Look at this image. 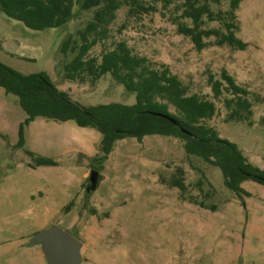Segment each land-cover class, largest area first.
Segmentation results:
<instances>
[{"label":"rangeland","instance_id":"rangeland-1","mask_svg":"<svg viewBox=\"0 0 264 264\" xmlns=\"http://www.w3.org/2000/svg\"><path fill=\"white\" fill-rule=\"evenodd\" d=\"M229 1L211 7L227 10ZM143 2L155 10L126 20L127 7H121L112 39L127 41L153 67L167 65L190 93L213 101L216 113L204 123L263 168L264 0L239 4L237 35L248 43L245 50L214 45L213 37L198 50L177 31V21L192 25L180 17L183 0L167 6L163 0ZM90 17L77 4L65 26L36 31L0 13V58L24 73L47 72L83 105L131 103L134 94L110 75L84 82L63 76L60 44ZM204 19V28L219 26ZM100 53V45L91 51ZM223 70L248 90L250 113L243 111L239 120L230 118L225 106L233 95L223 91L214 98L209 84L210 76L221 80ZM26 117L17 97L0 87V264H48L41 246L30 241L52 225L83 243L81 264H264L262 184L246 180L241 184L246 193L238 195L225 185L218 167L187 154L184 141L172 136L124 138L102 161V135L96 129L36 118L19 146L18 129ZM39 158L54 164L37 165ZM179 168L185 192L166 183ZM93 170L96 187L87 192Z\"/></svg>","mask_w":264,"mask_h":264},{"label":"trees","instance_id":"trees-1","mask_svg":"<svg viewBox=\"0 0 264 264\" xmlns=\"http://www.w3.org/2000/svg\"><path fill=\"white\" fill-rule=\"evenodd\" d=\"M163 1L164 6L172 2ZM220 2L183 0L180 17L190 19L192 25L177 21L178 33L189 37L198 50L207 47L205 39L211 37L214 45L245 50L248 43L237 35L240 30L237 10L241 0H230L227 10H213L211 5ZM77 4L82 11L91 12V17L60 44L64 78L84 82L110 75L127 92L133 93L135 99L131 103L106 102L86 106L61 90L47 72L24 73L0 58V87L17 97L27 116L19 125V146L25 144L26 126L36 118L74 121L80 127L96 129L102 135L100 150L103 155L99 159L102 161L108 158L116 142L124 138L134 137L141 141L148 135L172 136L184 141L187 154L218 167L225 185L238 195L246 193L241 186L246 180L264 186V167L254 165L236 143L222 138L214 127L204 123L216 113L213 101L190 93L188 86L167 65L153 67L146 56L134 53L127 41L112 39V27L121 7H127L128 20L155 10L153 6H146L143 0H0V13L29 29L42 31L65 26L74 18ZM205 17L217 21L219 26L204 28ZM126 26L127 21L119 32ZM109 39L112 41L107 47ZM97 45L101 46L99 56L91 54ZM209 84L214 98H219L223 91L233 95L225 100L230 118L239 120L244 116L243 111L250 113L248 90L226 70L222 71L221 80L210 76ZM51 164L54 161L49 158L37 160V165ZM166 183L185 192L183 169L179 168ZM200 205L206 208L203 202Z\"/></svg>","mask_w":264,"mask_h":264},{"label":"water","instance_id":"water-1","mask_svg":"<svg viewBox=\"0 0 264 264\" xmlns=\"http://www.w3.org/2000/svg\"><path fill=\"white\" fill-rule=\"evenodd\" d=\"M98 172L89 175L87 192L94 190ZM31 244H39L48 264H81L83 243L58 225L36 233Z\"/></svg>","mask_w":264,"mask_h":264}]
</instances>
